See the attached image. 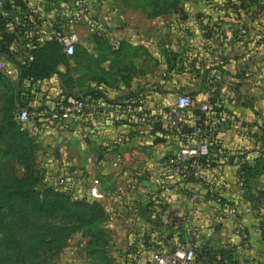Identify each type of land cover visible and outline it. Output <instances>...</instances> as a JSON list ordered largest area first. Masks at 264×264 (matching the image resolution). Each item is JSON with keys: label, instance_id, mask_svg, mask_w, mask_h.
Wrapping results in <instances>:
<instances>
[{"label": "crops", "instance_id": "1", "mask_svg": "<svg viewBox=\"0 0 264 264\" xmlns=\"http://www.w3.org/2000/svg\"><path fill=\"white\" fill-rule=\"evenodd\" d=\"M82 1L98 27L95 34L83 25L73 29L80 37L71 74L79 87L77 97L99 91L112 104L144 113L149 122L134 125L110 116L78 127L47 123L43 133L32 135L38 188L56 186L75 199L98 203L106 247L118 250L125 264H155L154 254L187 243L206 264H229L230 259L264 264V171L243 185L230 162L235 155L247 160L264 155L261 0H178L179 11L154 17L142 0ZM5 2L19 14L10 0H0V9ZM24 2L48 22L57 12L46 16L44 7L56 6L63 14L73 4L39 0L37 7L35 0ZM171 22L183 26L185 34L168 31ZM202 27L217 28L218 35L203 34ZM6 64L9 73L0 75L16 79L18 86L17 67L7 58ZM36 91L29 102L33 108L44 95ZM180 95L209 101L221 121L216 139L223 153L212 155L200 181L168 174L163 165L164 158L192 139L197 109L180 111ZM45 148L58 149L59 157L46 159ZM8 164L4 176H24L21 166ZM94 180L103 198L91 201L88 189ZM219 200L236 206L238 214L222 213ZM187 220L197 228L194 239Z\"/></svg>", "mask_w": 264, "mask_h": 264}, {"label": "trees", "instance_id": "2", "mask_svg": "<svg viewBox=\"0 0 264 264\" xmlns=\"http://www.w3.org/2000/svg\"><path fill=\"white\" fill-rule=\"evenodd\" d=\"M10 1L18 9L19 21L24 23L25 27L19 29L17 33L7 31L0 14L3 41V44H0V56L15 64L19 81L18 86H13L0 75V88L4 90L3 106L0 110V255L14 256L17 253L27 255L25 241L18 236L20 227L17 222L19 212L25 209L42 220L59 219L67 223L62 228L46 225L32 227L31 241L36 246L61 245L75 230H84L91 238L89 246L99 248L91 251V254L101 264H112L105 252L107 244L105 234L99 228L104 218L102 207L95 202L87 203L75 199L67 192L58 190L56 186L38 188L39 177L35 170L36 144L28 133L27 124L19 122V113L21 110L30 112L34 109L29 102L35 97L36 88L53 75L60 80L65 95L63 102L81 98L104 100L112 106L115 104L108 102L99 91H90L77 97L79 94L75 90L79 87L69 72L70 58L64 55L61 46L54 39L43 37L46 32L68 31L65 17L58 8L54 19L48 22L38 11L29 9L24 0ZM8 2L3 5V11L11 10V3ZM142 2L151 10L149 14L151 17L167 14L170 10L179 11L178 0H142ZM183 19L181 15V20ZM29 30L33 31V36L28 35ZM25 55L31 56L32 61L22 66L19 59ZM60 66L66 67V70L59 75ZM45 100L42 95L40 106ZM36 111L40 113L39 107H36ZM214 112L218 113L216 109ZM10 162L24 169L23 177L17 178L11 175V172L10 175L4 176V167L5 165L10 167L8 164ZM230 162L233 165L238 164L236 179L243 185H247L251 179L264 171V155L252 160H247L242 155H235ZM229 264L236 263L230 259Z\"/></svg>", "mask_w": 264, "mask_h": 264}, {"label": "built area", "instance_id": "3", "mask_svg": "<svg viewBox=\"0 0 264 264\" xmlns=\"http://www.w3.org/2000/svg\"><path fill=\"white\" fill-rule=\"evenodd\" d=\"M260 11H264V0L259 3ZM5 29L9 32L17 33L25 24L19 21V14H13L12 10L3 11L0 9ZM68 31L58 33L56 31L46 32L43 34L44 39H54L62 48V52L67 57L75 54L76 47L80 42L79 35L73 30L79 25L87 28L90 34L97 32V20L90 13L88 6L82 0H73L72 7L63 12ZM167 30L175 34L177 37L183 36V26L178 23L171 22L167 25ZM201 32L206 34L209 32L210 37L218 35V29L202 27ZM238 35H243L244 30L240 28ZM29 36H33V31L29 30ZM32 61V57L25 55L19 59L20 65L26 66ZM9 73L6 64V58L0 56V74L7 75ZM38 91H42L46 99L42 106L39 107L40 113L34 108L32 111L21 110L19 113V122L27 124L29 135L43 133L47 129V123H59L61 125H71L78 127L82 123L89 124L96 119H105L110 116L134 125H145L149 122L148 116L137 111L134 108L115 105L112 106L104 100H83L81 98L69 99L66 102L65 95L61 87L59 78L56 75L42 81L38 87ZM177 108L185 111L196 108L192 139L190 143L181 146L177 151L167 156L163 160L165 171L168 174H174L182 178H190L194 181L202 180V171L208 160L213 154L222 155L223 151L216 137L221 121L214 112V106L209 101L197 102L185 95L177 97ZM37 107V108H38ZM43 156L55 161L53 149L45 148ZM238 170V164L234 165ZM58 177H60L58 175ZM99 182L94 180L88 189L89 200H100L103 195L98 190ZM221 212L235 217L238 214L236 206H230L221 203ZM188 235L194 239L197 235V228L190 220L185 222ZM240 235L243 240L247 239V234L239 225ZM153 260L155 264H205L198 256L196 249L190 243L176 245L167 252H158L154 254Z\"/></svg>", "mask_w": 264, "mask_h": 264}, {"label": "rangeland", "instance_id": "4", "mask_svg": "<svg viewBox=\"0 0 264 264\" xmlns=\"http://www.w3.org/2000/svg\"><path fill=\"white\" fill-rule=\"evenodd\" d=\"M38 1L39 0H35V4L37 5V7L40 6ZM42 10V12L46 16H49L52 13H55V11H57V8L56 6H51L50 8L44 7V9ZM69 58V72L70 74L74 75L76 71L74 55ZM60 68L62 72L60 71L59 75L63 74L66 70V67L64 66H60L59 69ZM7 80L13 86H16L18 84L16 79ZM2 93L3 91L0 90V95ZM16 172H18L19 174V170L16 169ZM17 219L18 225L20 227L18 236L22 237V239L25 241L27 255L23 256L21 253H17L14 256L0 255V264H101L91 254V251H95L99 248H91L89 246L91 238L87 231L75 230L69 237V239L61 245L36 246L35 243L31 241L30 229L32 227H35L37 225H46L56 228H62L67 223L62 222L59 219L42 220L37 216L32 215L29 210L25 209L19 212ZM118 252L119 251L114 249L113 246L107 245L106 254L109 258H111L112 264H125L124 259L122 258V256L118 255Z\"/></svg>", "mask_w": 264, "mask_h": 264}, {"label": "water", "instance_id": "5", "mask_svg": "<svg viewBox=\"0 0 264 264\" xmlns=\"http://www.w3.org/2000/svg\"><path fill=\"white\" fill-rule=\"evenodd\" d=\"M54 155H55V157H56V158H58V157H59V154H58V149H55V151H54Z\"/></svg>", "mask_w": 264, "mask_h": 264}]
</instances>
